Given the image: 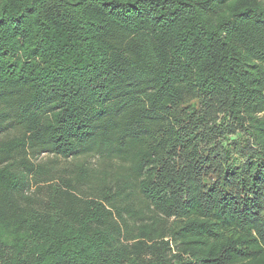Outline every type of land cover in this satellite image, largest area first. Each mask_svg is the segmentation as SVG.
Returning <instances> with one entry per match:
<instances>
[{
  "label": "trees",
  "instance_id": "obj_1",
  "mask_svg": "<svg viewBox=\"0 0 264 264\" xmlns=\"http://www.w3.org/2000/svg\"><path fill=\"white\" fill-rule=\"evenodd\" d=\"M0 264H264V0H0Z\"/></svg>",
  "mask_w": 264,
  "mask_h": 264
},
{
  "label": "rangeland",
  "instance_id": "obj_2",
  "mask_svg": "<svg viewBox=\"0 0 264 264\" xmlns=\"http://www.w3.org/2000/svg\"><path fill=\"white\" fill-rule=\"evenodd\" d=\"M40 160L41 161H50L52 160V157L50 156H45L43 155L42 157H40ZM77 161V162H76ZM78 162H85V164L87 166H89L90 168L94 169V170H110V171H113V170H116L117 169V166L115 164H112L110 165V163L106 164L105 160L103 158H99L97 156H93V155H87V156H84V157H81L79 159H76V160H68V161H59L57 162V166H60V167H69L71 164H75V163H78Z\"/></svg>",
  "mask_w": 264,
  "mask_h": 264
}]
</instances>
